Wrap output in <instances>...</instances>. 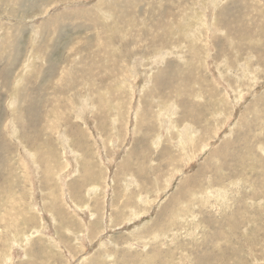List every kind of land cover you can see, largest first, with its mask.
Here are the masks:
<instances>
[{
	"label": "rangeland",
	"instance_id": "obj_1",
	"mask_svg": "<svg viewBox=\"0 0 264 264\" xmlns=\"http://www.w3.org/2000/svg\"><path fill=\"white\" fill-rule=\"evenodd\" d=\"M126 1L0 0V264H264V0Z\"/></svg>",
	"mask_w": 264,
	"mask_h": 264
},
{
	"label": "bare ground",
	"instance_id": "obj_2",
	"mask_svg": "<svg viewBox=\"0 0 264 264\" xmlns=\"http://www.w3.org/2000/svg\"><path fill=\"white\" fill-rule=\"evenodd\" d=\"M109 1H110V0H109ZM124 2H125V3L127 2V4L129 3V2L126 1V0H124ZM105 15H106V14H105ZM55 20H56V18H55ZM56 21H57V20H56ZM53 22H54V20H53ZM53 22H52L50 25L54 24ZM47 25H49V24H47ZM208 38H209V37H208ZM206 56H207V55H206ZM206 63H207V62H206ZM7 71H8V70H7ZM7 71H6V73H7ZM158 76H160L159 73H158V75H157L156 77H158ZM156 77H155V78H156ZM175 86H177V84H176ZM147 98H148V97H147ZM100 106H102L101 103H100ZM104 106H105V105H104ZM105 107H106V106H105ZM136 107H137V106H136ZM108 108H109V107H107V109H108ZM164 110H165V109H164ZM81 114H82V113H81ZM170 119H171V118H170ZM115 120H116V119H115ZM115 120H114V121H115ZM110 122H111V121H110ZM112 123H113V122H112ZM28 124L30 125V123H28ZM138 124L140 125V123H138ZM58 125H59V124H58ZM111 127H112V124H111ZM95 128H97V127H95ZM192 128H193V127H192ZM88 129H89V128H88ZM99 130H100V129H99ZM95 132H96V130H95ZM96 133H97V132H96ZM98 133H99V132H98ZM97 135H98V134H97ZM97 135H96V136H97ZM191 135H192V134H191ZM79 137H80V136H79ZM98 138H99V137H98ZM56 139H57V138H56ZM100 139H101V138H100ZM60 143H61V141H60ZM77 144H79V143H77ZM77 144H76V145H77ZM99 148H100V147H99ZM22 154H23V153H22ZM26 158H27V157H26ZM78 165H79V164H78ZM76 167H77V166H76ZM55 177H56V176H55ZM61 190H62V189H61ZM214 193H215V192H214ZM35 210H36V209H35ZM39 214H40V213H39ZM105 216H106V215H105ZM103 218H104V217H103ZM51 219H52V218H51ZM40 233H41V231H40ZM36 235H37V234H36ZM15 254H16V253H15ZM9 262H10V261H9Z\"/></svg>",
	"mask_w": 264,
	"mask_h": 264
}]
</instances>
